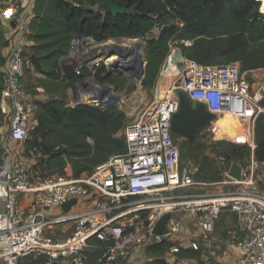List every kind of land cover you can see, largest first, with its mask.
I'll return each mask as SVG.
<instances>
[{
    "label": "built area",
    "instance_id": "built-area-1",
    "mask_svg": "<svg viewBox=\"0 0 264 264\" xmlns=\"http://www.w3.org/2000/svg\"><path fill=\"white\" fill-rule=\"evenodd\" d=\"M36 1L26 5L13 1L0 7V24L12 25L1 68L0 108L6 125L0 156V264H87L91 258L97 264H147L152 258L146 249L162 241L173 245L170 253L208 251L215 258L209 243L214 223L225 212L236 222L229 239L242 252L237 264H264V163L254 158L255 124L264 117V72L259 70L263 74L258 79L253 75L257 71L242 73L239 63L202 66L171 46L157 75L151 104L116 135L124 141L123 153L78 178L67 169L62 175L38 173L30 161L34 151L26 152V142L38 128L35 102L44 93L38 80L45 79L29 53ZM101 46L75 35L60 60L65 66L75 65L72 75L79 77L88 68L81 61L84 55ZM64 78L60 70V79ZM81 83L68 92L72 101L84 103L77 99L83 91ZM96 87L101 92L93 99L94 107H108L98 98L105 104L111 99ZM179 93L192 108L202 105L214 115L196 135L209 145L214 142L221 177L217 183L199 182V167L180 166L184 139L170 132L172 116L179 110ZM219 144L248 149L249 163L231 160ZM232 165L240 167L239 180L229 176ZM208 187L217 188L208 191ZM71 201L75 204L65 212L62 206ZM165 215L169 220L156 236L154 228ZM187 217L199 235L185 228Z\"/></svg>",
    "mask_w": 264,
    "mask_h": 264
},
{
    "label": "trees",
    "instance_id": "trees-1",
    "mask_svg": "<svg viewBox=\"0 0 264 264\" xmlns=\"http://www.w3.org/2000/svg\"><path fill=\"white\" fill-rule=\"evenodd\" d=\"M8 0H0L6 2ZM107 0H37L30 24L32 46L29 53L39 58L44 75L38 80L44 93L54 97L47 102H35L38 128L26 142V152L41 154L37 172L48 175L64 174L69 168L73 178L91 172L110 157L125 150L124 141L116 137L125 123V115L115 106L96 108L87 104L66 107L58 99L75 83L84 80L88 71L60 79L58 62L65 57L75 35L90 38L96 43L113 39H143L145 41V76L142 87L153 89L160 67L171 46L182 55L202 66H223L239 63L242 73L264 72V10L262 0H112L129 15L100 14L97 7ZM158 25L157 38L146 36ZM185 42H190L185 46ZM8 46L0 24V102L3 80L1 68L5 59L1 50ZM97 78L103 84L120 88L118 76L111 74ZM120 84L123 82L121 80ZM3 119L0 108V121ZM254 158L264 163V117L254 129ZM191 142V141H190ZM2 137L0 135V156ZM246 148L233 147L231 160H243ZM172 244L162 241L149 246L146 254L152 258L147 264L169 263L164 256ZM177 260L199 262L201 252L179 249ZM87 264H97L91 258Z\"/></svg>",
    "mask_w": 264,
    "mask_h": 264
},
{
    "label": "rangeland",
    "instance_id": "rangeland-1",
    "mask_svg": "<svg viewBox=\"0 0 264 264\" xmlns=\"http://www.w3.org/2000/svg\"><path fill=\"white\" fill-rule=\"evenodd\" d=\"M261 2H262V8L264 10V1L262 0ZM159 31H160V26L156 25L153 28V30L146 36V38L147 39H151V38L154 39L159 34ZM122 42L123 41H120V40H114L113 41V43L115 45H121ZM139 45H140V49H139L140 53H141L143 59L145 60V54H144L145 41L143 39H139ZM175 47L176 46H173V48H175ZM112 51H114V50H112ZM131 55L132 54L125 56V59L122 61V59L118 58V53L114 52L113 56L108 61L100 64L101 66H104L107 69L104 67L103 68L102 67L101 68H90V66L92 65L93 62L91 60H89L88 62L84 63L85 66H88V68L86 67L85 70L88 71L89 75L84 80L79 81V82H83V81L88 82V84L84 85V88H83L84 92H85V90H88L87 86L92 87L90 85V84H92L90 80H92L96 89H98L96 87V86H98L106 92H112L115 95L119 96L120 100L118 101V103L116 105H112V106H115L119 112H122L125 115L124 126L138 120L140 118V116L142 115V113L147 109V107H149V105L151 104V102L153 100V89L143 88L142 87L143 80L140 82L131 73L125 72V73L121 74V73H116L113 70V66H114V64H112L113 59H115L119 63L118 65H119L120 69L122 67H125V68L132 67L133 65L131 64L132 63ZM84 58L89 59L90 55H86V56L84 55ZM100 69L104 70L100 74V78H103L107 74H111L112 76H115L117 78H118V76L121 77V79H117V82H118V85L120 88H116L115 86H112L109 84L101 83L100 80L96 76L97 71ZM262 74L263 73L261 71H257L253 75L256 78L260 79L262 77ZM121 80L123 82L122 85L120 84ZM79 82H77V83H79ZM28 83L31 85L33 82H31V80L28 79ZM77 83H75V84H77ZM100 92H101V90H100ZM133 96L136 99V100L134 99V101H136L134 103V106H133L134 110H132L133 108H131V106H129L127 104V100ZM78 97L79 96H77V99H78ZM53 98L54 97H50L49 100H51ZM57 98L62 100L63 104L65 106L71 107L72 99H71V96H70L68 90L63 92ZM93 99H95V96L90 97V98H86V99H82V97H81L80 100L84 101V104H87V105L94 107L95 104H94ZM5 125L6 124L2 119L0 121V127L5 128ZM213 144H214V142H212V144L209 145L208 142L205 141L204 138H202L199 135H196L193 138V140H191V142L188 140H181V143H180V151H181V153H180V157H181L180 166L181 167H188V166L199 167L200 168V175H198V177H197L199 182H208L210 184H214V183L221 181L218 166H217V163L215 160L216 153H215V147L212 146ZM218 147L220 149H222L223 151H225L228 156H230L232 148L234 146L219 144ZM245 150H246L245 158L243 160H239V161H241L243 164L247 165L250 161L251 152L248 149H245ZM41 158L42 157H41V154L39 152L33 153V156L30 157L31 164H33L32 167L34 168V171H36V172H37V169L40 168V164L42 163ZM67 170L72 175L71 170L69 168H67ZM216 188L217 187H208L205 189L208 191H212V190H216ZM261 189L264 192V184L261 187ZM228 214L229 213H227V212L222 213L221 216L219 217V219L214 223V236H215V232H216L219 237H226L227 233H226V231H224L222 229L221 222H222V220H224L225 216ZM235 228L234 229L232 228L231 232L235 231L236 230ZM164 259L170 263V262H173V260H175L176 257L174 256V253H169V254H166L164 256ZM25 264H27V262Z\"/></svg>",
    "mask_w": 264,
    "mask_h": 264
},
{
    "label": "water",
    "instance_id": "water-1",
    "mask_svg": "<svg viewBox=\"0 0 264 264\" xmlns=\"http://www.w3.org/2000/svg\"><path fill=\"white\" fill-rule=\"evenodd\" d=\"M261 1V0H260ZM97 12L100 14H110L112 16H117V15H129L130 11H127L125 8H120L117 5L112 3V0H107L104 4L100 5L97 7ZM92 40V39H91ZM120 41H129L132 43H139V39H118ZM93 41V40H92ZM109 41H114L113 39H108L103 41L102 44L103 46L95 49L89 59H82V62H88L91 60L92 62L100 59H105L108 60L113 56L114 51H110L105 49V45ZM139 49L140 45L137 44ZM117 53H118V58L122 59V61L125 59V56L128 54L124 51V49L120 48L119 46H116ZM132 57V67H122L121 69L119 68V63L117 62L113 66V70L116 73H131L138 81H142L145 76V68H146V63L142 57L141 54L134 53ZM32 63L37 69H40V64H39V58L36 56H31L30 57ZM58 67L59 69L63 72V74L66 77L72 76L74 70H75V65L71 66H65L64 65V60H60L58 62ZM248 83H251V79H247ZM85 84H88V82H82L81 86L84 87ZM108 96L112 94V92H105ZM179 97V110L176 114L172 116L171 123H170V132L178 136L184 140L191 141L197 134V132L206 126L209 125V123L214 119V115L207 113L202 105H197L195 108H192L188 99L182 94H178ZM99 102L103 104L104 106H112L116 105L118 101L120 100V97L116 95L114 99H111L108 104L104 103V100L101 98H98ZM73 107L79 104H84L80 103L77 101H72ZM229 176L239 180L240 179V167L238 165H232ZM75 204V201L68 202L62 206L63 210L67 212L72 205ZM169 215L163 216L158 223L156 224L153 234L158 236L160 235L163 230L165 229L166 223L169 220Z\"/></svg>",
    "mask_w": 264,
    "mask_h": 264
},
{
    "label": "crops",
    "instance_id": "crops-1",
    "mask_svg": "<svg viewBox=\"0 0 264 264\" xmlns=\"http://www.w3.org/2000/svg\"><path fill=\"white\" fill-rule=\"evenodd\" d=\"M17 1L22 3L23 5H26L31 0H8L6 2H0V7L4 6L10 2ZM33 17V12L32 15ZM3 31L5 34V39L8 41V46L1 50V55L5 59L6 55L9 51V43L10 38L12 37V25L11 24H5L2 25ZM32 46V45H31ZM30 47V46H29ZM51 96L43 93L38 96L39 102H47ZM5 134V128L0 127V135L3 138ZM3 215V204L2 200L0 198V229L2 226L1 216ZM185 228L188 229L192 234L199 235L200 230L197 228H194L190 224V218H185ZM222 229L226 231L227 235L226 237H219L217 233L215 232V236L211 239L209 243V247L215 252V258L211 257L209 252H202L201 258L199 262L196 261H189V260H173L175 263L178 262V264H237V261L241 258L242 252L240 249H238L229 239V234L231 233V229L236 227L235 219L232 215H226L224 220L221 222ZM236 229V228H235Z\"/></svg>",
    "mask_w": 264,
    "mask_h": 264
},
{
    "label": "bare ground",
    "instance_id": "bare-ground-1",
    "mask_svg": "<svg viewBox=\"0 0 264 264\" xmlns=\"http://www.w3.org/2000/svg\"><path fill=\"white\" fill-rule=\"evenodd\" d=\"M264 1V0H263ZM137 44H139V43H132V42H129V41H127V40H125V41H123L122 43H121V45H115L114 43H113V41H109L105 46L106 47H104L105 49H107V50H114V52H117V49H116V46H119L120 48H122V49H124V51L128 54V55H130V54H132L131 56H133V54L134 53H138V54H141L140 53V50H139V47H138V45ZM109 60V59H108ZM108 60H105V59H100V60H96V61H94L93 63H92V65L90 66V68H103L104 66H101L100 64H102V63H104V62H106V61H108ZM115 63H117V61L115 60V59H113L112 60V64H115ZM104 68H106V67H104ZM107 69V68H106ZM91 81V83L92 84H90L92 87H90V86H87V89L88 90H85V92H84V87H82V90L83 91H81V92H79V94L77 95V96H79L78 97V100L79 101H82V100H80L81 99V97H82V99H86V98H90V97H93V96H96L97 94H99L100 93V90L99 89H96L95 88V86H94V83L92 82V80H90ZM139 95V94H138ZM136 96V95H135ZM109 99H114L115 97H116V95H114V94H111L110 96H107ZM124 99V98H123ZM134 99H135V97L133 96V97H131L130 99H128L127 100V104L129 105V106H131V108H133L132 110H134V103L136 102V101H134ZM136 100V99H135ZM142 101V100H141ZM126 102V101H125ZM126 104V105H127ZM136 110V109H135Z\"/></svg>",
    "mask_w": 264,
    "mask_h": 264
}]
</instances>
